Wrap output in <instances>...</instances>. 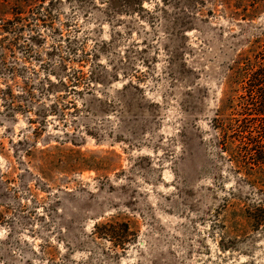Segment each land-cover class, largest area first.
<instances>
[{
    "label": "rangeland",
    "instance_id": "374dc122",
    "mask_svg": "<svg viewBox=\"0 0 264 264\" xmlns=\"http://www.w3.org/2000/svg\"><path fill=\"white\" fill-rule=\"evenodd\" d=\"M227 2L113 14L61 0L38 45L7 57L28 86L12 87L13 116L0 100V264H264V228L230 199L210 127L264 33V0ZM37 105L40 125L25 113Z\"/></svg>",
    "mask_w": 264,
    "mask_h": 264
},
{
    "label": "trees",
    "instance_id": "16d2710c",
    "mask_svg": "<svg viewBox=\"0 0 264 264\" xmlns=\"http://www.w3.org/2000/svg\"><path fill=\"white\" fill-rule=\"evenodd\" d=\"M75 1L83 3L87 0ZM100 1L113 14L134 13L142 8V0ZM191 1L195 3L198 0ZM227 1L221 0L225 10L230 12L233 7ZM59 2L61 0H0V82H3L0 83L3 86L0 87V100L10 117L22 110L20 104L13 102L15 97L12 87L18 83H23L25 87L28 85L26 79H23L25 64L14 60L13 65L8 66L7 57L13 55L17 49L23 48L21 50L28 52L38 45L42 39L38 29L53 22L52 8ZM244 15L254 17L246 10ZM25 31L29 33L27 37H23ZM53 31L56 32L54 29ZM261 34L254 39L245 54V68L235 65L229 76L233 86L231 85L229 92L223 94L210 121L213 131L212 145L220 159L228 163L230 171L235 175L228 195L233 200H245L246 207L241 212L246 214L255 230L264 228V33ZM8 36L11 37L7 38ZM33 54V57L39 56L36 52ZM61 62L59 66L64 70L65 60ZM36 76L37 84L50 88H57L59 85L66 87L64 79L51 81L48 75L42 79ZM240 82H244L245 86L242 87L241 95L236 96L235 86ZM28 99L32 104L33 95L29 94ZM29 108L27 107L25 113L29 112V115L31 113L34 116L29 117V122L39 125L50 111L38 105L31 111Z\"/></svg>",
    "mask_w": 264,
    "mask_h": 264
}]
</instances>
